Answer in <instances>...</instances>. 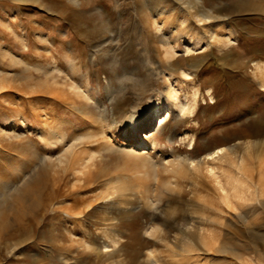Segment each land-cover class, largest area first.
I'll use <instances>...</instances> for the list:
<instances>
[{
	"label": "rangeland",
	"instance_id": "rangeland-1",
	"mask_svg": "<svg viewBox=\"0 0 264 264\" xmlns=\"http://www.w3.org/2000/svg\"><path fill=\"white\" fill-rule=\"evenodd\" d=\"M200 12L212 14L209 25ZM183 18L193 29L179 37L166 24L164 43L154 21ZM55 63L95 100L47 81ZM258 64L264 0H0V264H264ZM171 85L190 109L168 112ZM158 100L157 130L138 125L123 137L132 110L159 120ZM60 119L66 142L81 138L69 158L95 156L86 175L52 163L63 147L40 132ZM142 138L155 146L138 156ZM216 150L221 158L205 163ZM182 157L197 167L166 168ZM44 159L40 203L28 208L17 189Z\"/></svg>",
	"mask_w": 264,
	"mask_h": 264
},
{
	"label": "bare ground",
	"instance_id": "bare-ground-1",
	"mask_svg": "<svg viewBox=\"0 0 264 264\" xmlns=\"http://www.w3.org/2000/svg\"><path fill=\"white\" fill-rule=\"evenodd\" d=\"M165 14H166L165 11H162L160 13V16L162 17V15H163V17H164ZM209 18H212V14L210 12L201 13V20L204 22L203 23L204 25H209L210 24V22L207 21ZM166 24L171 25L170 32H173V35H178L179 37H184L185 36L183 34L184 32H186L187 30L193 29L192 25L188 22V20L186 18L180 19L178 21V23H176L175 25L172 22H169V21H166V20L163 21V20H159V19L157 20L156 19L154 21L155 28L154 27L153 28L158 30L161 33V35L165 37V38L161 37V39H162V41L164 43H167L169 45H170V43L172 41H171L170 35H168V32H165ZM188 39H190V37H187V40ZM22 40H23V38H22ZM6 54H9V53H6ZM10 55H12V54H10ZM62 67H60V65L57 64V63L53 64L52 67H49L50 70H47L45 72L46 80L49 81V82L51 80V82L58 84V83H60L59 79H61V80L63 79L62 80V84L66 88L64 87L65 89H62V90H64L63 94L65 95V97L68 96V94H72L75 97L80 98V99L81 98L82 99L85 98L86 100H95V97L90 92V89L88 87H85L83 84H80V82L77 80V78H75V76H76V74H75L76 72L75 71H73L72 73L65 72V77L62 78L63 77L62 73H64V70H65ZM72 67L75 68V65L72 64ZM257 67H259L262 70V73H264V66L263 65H259L258 64ZM0 75H1V72H0ZM109 90H110L109 91V98H113L114 92L111 90V88ZM168 94H169L168 96H170V99L168 100L169 102L167 101L168 103L165 105L167 110H169L168 112L172 111V105H174V107L180 108L181 112H184L185 110L190 109L192 107V105H193L188 100H186V101L179 100V96L177 95L176 89L173 87V85H171V88L169 89ZM58 95L61 96L60 94H58ZM71 100H73V99H71ZM113 100H115V99H113ZM96 103L99 104V106H101V104L98 101H96ZM162 103L158 100L156 109H157V116H158L159 120H157L156 122L153 121L151 116H148L149 115V111L148 110H132V111H130L125 116L123 122H121L122 125H120V127L124 128L123 137H125V138L129 137V127H136L138 125H140V126H143V125L152 126L151 131H153V130L156 131L158 126L161 124V122H163L162 110H163L164 106L162 105ZM74 104H75V108H78L79 104H77V102H75ZM83 104H84L85 107H89L90 106L89 105L90 103L88 101H85ZM150 108H152V105L150 106ZM86 112L89 114L88 111H86ZM89 115H91V114H89ZM62 120H64V121H62ZM62 120L59 121L58 123L56 122L57 125H56L55 128H51V129H48V130L46 129V131L44 130L43 132H40V136L45 140L47 145L48 144H55V143H60L62 145L63 148H62L61 152H59L60 154L52 160V163L55 164L56 167H65V166L69 165L70 167H72L73 171H77L80 174L79 176L86 175L87 172L90 171V168L92 167V165L94 163L96 164V162H94V157L95 156L92 153V154L89 155L88 159H82V158H79V157H75L76 155L74 156L75 158H69L71 152L73 151V149L76 148V145L78 143L76 141L81 139V138H79L77 136L75 138L74 142H71V143L66 142L67 141V135L63 131L62 128L64 127V124L67 123V122H66L65 119H62ZM45 124H47V122ZM0 133H3L2 130H0ZM17 133L18 132L12 133V134L7 133L6 135L8 137H10V138L11 137L17 138V137H19V136H17ZM109 140H110V138H109ZM113 146L114 145L112 144V138H111V140L107 144H105V149L106 148L107 149H111V147H113ZM126 146H128V145H124V147H126ZM154 146H155V142L154 141L149 142L145 138H142L141 141L138 142L136 145H132V149H133V151L136 152V154L138 156H142L143 153H145V152H149L150 153L151 150L154 148ZM222 152L223 151L216 150V151H212V152L208 153L206 155V157H204V162L207 163V164H210V163L212 164L214 161L219 160L221 158ZM44 158H46V157H44ZM45 162L46 161L44 159L39 167H37V166L34 167L25 176V179H24L25 184H24V186L21 187L20 189H17V192L21 195L22 199L24 200V202L26 203L28 208H32L33 209L34 207H36L40 203V200L38 199V196H39V192L42 191L41 187H42V184H43V181H44V176L46 175V173L44 171L45 170V165H44ZM165 166H166V168L168 170H170L172 172L173 171H177L178 172V171L183 170L184 168H186L188 166H189L190 169L191 168L195 169L197 167V162H195L194 160L188 161L186 159V157L185 158L182 157V158H179L178 160H176V159L168 160L167 163H165ZM209 172H212L214 175H216L215 174L216 173L215 172V168H214L213 165L210 166V171ZM215 177L217 178V176H215ZM220 187L223 188V190L225 189V187L223 185L222 186L220 185ZM116 189H118L117 191L120 192V196H124V192L123 191L125 190V188H124V186L122 184L121 185L118 184ZM124 200H122L120 203H122V204L125 203ZM113 202H115V201L113 200Z\"/></svg>",
	"mask_w": 264,
	"mask_h": 264
}]
</instances>
